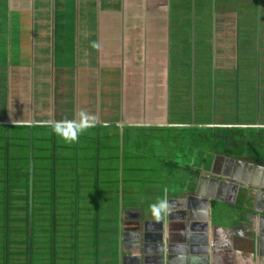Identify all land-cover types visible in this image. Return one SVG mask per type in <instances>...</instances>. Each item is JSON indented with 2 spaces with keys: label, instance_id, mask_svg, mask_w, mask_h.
Returning a JSON list of instances; mask_svg holds the SVG:
<instances>
[{
  "label": "crops",
  "instance_id": "crops-1",
  "mask_svg": "<svg viewBox=\"0 0 264 264\" xmlns=\"http://www.w3.org/2000/svg\"><path fill=\"white\" fill-rule=\"evenodd\" d=\"M81 111L94 115L97 123L66 144L52 125L78 122ZM137 126L187 129L201 138L209 131L217 139L243 128L264 132V0H0V154L6 165L15 162L12 173L7 167V177L16 170L20 185H27L32 169L33 188L47 165L53 186L57 169L63 173L59 184L75 179L71 184L78 186L80 140L90 146L85 161H97L100 169L101 160H111L106 152L101 155L107 145L102 138L120 147L118 134L103 132H121L124 154L125 130ZM216 153L202 159L189 186L201 174L226 176L223 171L237 158L219 152L213 157ZM247 177L242 172L237 181ZM227 201L231 213L215 223L210 260L253 264L255 246L260 251L255 264H264V201L256 206L258 218L237 214V199ZM76 202L71 200L73 213L67 211L75 223L63 232L67 243L54 225V207L50 234L55 237L46 242L49 252L44 243L37 246L36 263L26 215L16 214L18 226L5 230L3 264L11 259L59 264L65 256L71 264L82 263L91 246L96 264H119L118 233L114 246L108 245V227L96 221L93 245L89 239L86 243L87 232L76 225Z\"/></svg>",
  "mask_w": 264,
  "mask_h": 264
},
{
  "label": "rangeland",
  "instance_id": "rangeland-1",
  "mask_svg": "<svg viewBox=\"0 0 264 264\" xmlns=\"http://www.w3.org/2000/svg\"><path fill=\"white\" fill-rule=\"evenodd\" d=\"M103 133H108L109 135L110 133H116L119 136L117 140L120 145L118 151L115 141L106 139L104 134H102L104 136L102 138V145H106V143L107 145L104 147V151V148H102L101 155L103 156V153L106 152L111 160L107 162L101 160L99 164L100 169H98L97 161L88 165L85 159L87 156H91V154L90 151L89 153L85 151L89 150L90 146L89 144H84L81 139L78 144L80 148L78 186L71 184L73 179L69 183L59 184V175H63L60 169L54 172L57 177V184L53 186L52 180L48 175L53 172L51 173V171L45 168L47 165H42L45 167L38 172L41 174L40 182L34 183L31 196L30 177L27 186L20 185V180L17 176L18 171L16 170H13L12 176L7 177L6 174L9 173L7 167L9 166L10 169V167L15 166V162L12 161L9 165H6L4 155L0 154V264H3L2 260L4 256L3 238L9 237L7 232L13 230L12 225L18 226L19 219L15 215H9V218L6 220L5 215L8 212L7 210H9L8 213L11 212L10 209L6 208H8L10 202L12 206L20 203L19 197H23V195L26 197V190L29 191V215L31 219L29 220V225H33L34 228L33 262L36 263V260L38 261L37 252L40 250L37 246L40 243H44V250L49 252L50 250L46 249V242L50 238L55 237L50 234L53 227L52 216L54 207L58 214L54 225H57L58 230L60 229L61 242L67 243L68 239L67 237L65 238L63 232L68 233V231L72 230V223L75 224L73 218L67 216V211L73 213L72 199L73 203L77 199V214L79 216L76 220L77 229L84 228L87 232L84 241L86 243L90 241L91 245H93L92 232L96 221H99L101 225L105 224V227H108L106 243L108 245L112 243L111 246L113 247V244L116 243L121 207L128 206V204L139 206L153 205L154 202L164 201L165 195L176 188L187 184L190 185L196 171H200L202 159L204 157H211L207 153L216 151L221 156L228 154L231 158L243 159L246 162L249 160L254 165L264 166V132L254 128H243L240 134L232 135L231 133H227L229 137L217 139L209 131H205L203 138H201L196 136V132L192 133L187 129L129 127L125 130L123 138L124 154H122L121 149V132L119 130L118 132L117 130H109V132ZM47 142L46 146L50 145ZM68 143L70 142L66 144ZM46 152L45 150L44 153L46 154ZM58 152L61 156H67L68 153L67 150H58ZM35 154H37L36 150ZM116 157L118 158L116 159ZM67 158H72L71 154L68 153ZM91 158V162H93L95 157L92 156ZM68 163L70 166L72 165L71 161ZM10 171L12 173V169ZM67 173V176L71 178L73 173ZM116 182L117 184H115ZM5 183L9 185H5ZM73 192L74 194L72 195ZM96 199L97 202L99 201L98 204L95 202ZM23 200L25 202V199ZM30 200H33V203ZM68 202L70 203L68 204ZM217 205H219L218 208L220 210L213 213L214 225H216L217 220H222L227 213H231V208L228 204L223 205L217 202ZM15 208H18V205ZM95 209L97 214L99 212V218ZM221 212L223 213L221 214ZM237 214H240V211H237ZM242 214L241 212L240 215ZM78 238V246H80L82 238L80 236ZM101 243H104L103 239ZM11 245L16 244L12 242ZM92 247L84 251L87 253L85 254L86 260L82 263L78 260L77 264H96L93 261L94 253H92ZM78 252L81 253V250ZM11 264H15L13 259H11ZM59 264L71 263L65 256L64 258H60Z\"/></svg>",
  "mask_w": 264,
  "mask_h": 264
},
{
  "label": "water",
  "instance_id": "water-1",
  "mask_svg": "<svg viewBox=\"0 0 264 264\" xmlns=\"http://www.w3.org/2000/svg\"><path fill=\"white\" fill-rule=\"evenodd\" d=\"M231 162L225 177L201 174L194 187L183 185L165 195L163 208L121 207L119 264H214L210 256L214 252L213 213L220 210L217 202L227 204L224 196L237 199L240 214L255 218L256 206L264 198V166L241 159ZM242 172L248 177L239 182ZM30 173L31 196L32 169ZM252 254L255 264L259 248L253 246Z\"/></svg>",
  "mask_w": 264,
  "mask_h": 264
},
{
  "label": "clouds",
  "instance_id": "clouds-1",
  "mask_svg": "<svg viewBox=\"0 0 264 264\" xmlns=\"http://www.w3.org/2000/svg\"><path fill=\"white\" fill-rule=\"evenodd\" d=\"M93 47H98V45L93 42ZM97 123L96 117L90 115L84 111L79 114L78 122L75 120H60L52 125V131L59 137H61L65 142H74L78 134L82 133L88 128H92ZM165 201H160L158 204H154L151 207L153 209L163 208L165 206Z\"/></svg>",
  "mask_w": 264,
  "mask_h": 264
},
{
  "label": "trees",
  "instance_id": "trees-1",
  "mask_svg": "<svg viewBox=\"0 0 264 264\" xmlns=\"http://www.w3.org/2000/svg\"><path fill=\"white\" fill-rule=\"evenodd\" d=\"M28 175H29V170H27V178H28ZM27 182H29V180ZM27 185H28V183H27ZM27 185H25V186H27ZM25 192H26L27 199H26V197L24 195H23V197L20 196L19 197L20 198V200H19L20 203H17L16 205L12 206L11 205L12 203L10 202L7 209H10L11 212L9 214L11 216L12 215H16V214H17V216H21V215L25 216L26 215L25 217H23V219L26 221V224H27V231L26 232H28L29 236L31 235L32 238H33V234L31 233V232H33V225H29V222H30L29 220H31L30 219V215H29V191L26 190ZM23 199H25V202H24ZM17 205H18V208H15ZM13 226L14 225H12V227ZM30 229H32V230L30 231Z\"/></svg>",
  "mask_w": 264,
  "mask_h": 264
},
{
  "label": "flooded vegetation",
  "instance_id": "flooded-vegetation-1",
  "mask_svg": "<svg viewBox=\"0 0 264 264\" xmlns=\"http://www.w3.org/2000/svg\"><path fill=\"white\" fill-rule=\"evenodd\" d=\"M227 170H224L223 172H226ZM224 200L225 199H227V200H229L230 199V197H227V196H224V198H223ZM263 201V200H262Z\"/></svg>",
  "mask_w": 264,
  "mask_h": 264
}]
</instances>
